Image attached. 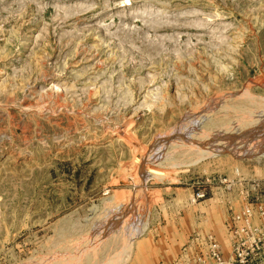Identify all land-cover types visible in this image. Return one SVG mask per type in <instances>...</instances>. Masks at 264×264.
Listing matches in <instances>:
<instances>
[{
	"label": "rangeland",
	"instance_id": "obj_1",
	"mask_svg": "<svg viewBox=\"0 0 264 264\" xmlns=\"http://www.w3.org/2000/svg\"><path fill=\"white\" fill-rule=\"evenodd\" d=\"M263 150L264 0H0V264H135L179 221L229 257L189 198Z\"/></svg>",
	"mask_w": 264,
	"mask_h": 264
},
{
	"label": "built area",
	"instance_id": "obj_2",
	"mask_svg": "<svg viewBox=\"0 0 264 264\" xmlns=\"http://www.w3.org/2000/svg\"><path fill=\"white\" fill-rule=\"evenodd\" d=\"M191 203L206 201L219 193L226 207V228L231 253L224 255L211 235L197 234L190 246L193 258L187 264H264V178L236 174L235 177H208L196 183ZM183 256H189V247Z\"/></svg>",
	"mask_w": 264,
	"mask_h": 264
},
{
	"label": "crops",
	"instance_id": "obj_3",
	"mask_svg": "<svg viewBox=\"0 0 264 264\" xmlns=\"http://www.w3.org/2000/svg\"><path fill=\"white\" fill-rule=\"evenodd\" d=\"M192 195L193 193L190 195L189 201L191 200ZM214 196L220 197L219 193H215ZM223 208L225 207L223 206ZM227 218H228V215L226 212V214L224 213V219H225L224 224ZM178 224H179L178 230H175L173 235L162 236L159 240L156 241V245L155 247H153V249L149 248L150 246L148 245V242H146L143 246V250L145 249L147 252H144V251L141 252L139 260L135 264H187L193 258L192 256L193 249L190 246V244L192 243L191 241L192 239L186 242L182 246V242L184 243V237L182 236L183 231H182V226L180 225L181 224L180 221L178 222ZM194 226H196L195 228H197L200 225H197L195 222ZM197 232L198 233L195 232L196 235L204 234L203 231L202 232L197 231ZM208 232H211V231H208ZM205 234L212 235L214 239L220 244V242L217 240V238L215 237L213 233H205ZM187 246H190L189 256L185 258L183 256V249Z\"/></svg>",
	"mask_w": 264,
	"mask_h": 264
},
{
	"label": "bare ground",
	"instance_id": "obj_4",
	"mask_svg": "<svg viewBox=\"0 0 264 264\" xmlns=\"http://www.w3.org/2000/svg\"><path fill=\"white\" fill-rule=\"evenodd\" d=\"M214 111H215V110H214ZM200 123H201V121H200ZM196 124H197V123H196ZM198 125H199V124H198ZM198 125H197V126H198ZM260 132H262V130H261ZM252 135H253V134H252ZM204 136H205V135H204ZM205 139H206V138H205ZM184 142H185V141H184ZM215 147H217V146H215ZM225 147H226V146H225ZM262 147H263V146H261V148H262ZM218 148H220V147L218 146ZM222 148H223V147H222ZM229 148H230V147H229ZM236 148H237V147H236ZM236 148H235V149H236ZM242 148H243V147H242ZM248 148H249V147H248ZM258 148H259V147H258ZM235 149H234V148H233L232 150L229 149V151H230L233 155L237 156L238 158H239V157H249V156L254 157V156H258L256 153H254V152H255V149H253L254 151L252 150L253 152H250L251 150H250V151L247 150V151H244V152L242 151V152H241V150L239 151V150H235ZM244 150H245V149H244ZM210 151H211V150H210ZM257 151H258V150H257ZM263 151H264V150H263ZM225 152H226V150H224V149L222 150V149L220 148L219 150H218V149H217V150L214 149L213 152H212V154L216 155V154H221V153H225ZM263 153H264V152H263ZM261 155H262V154H260V156H261ZM147 171H148V170H147ZM155 175H156V174H155ZM138 221H139V220H138ZM132 226H133V225H132ZM137 229H138V228H137ZM129 233H130V232H129ZM137 235H138V234H137ZM135 236H136V235H133L132 240L135 239ZM125 240H126V239H125ZM126 242H127V241H126ZM131 244H132V243H131ZM78 248H79V247H78Z\"/></svg>",
	"mask_w": 264,
	"mask_h": 264
}]
</instances>
